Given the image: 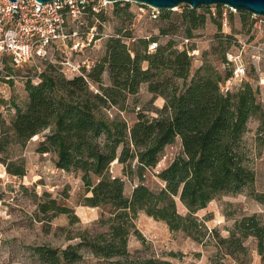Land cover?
<instances>
[{
	"label": "trees",
	"instance_id": "1",
	"mask_svg": "<svg viewBox=\"0 0 264 264\" xmlns=\"http://www.w3.org/2000/svg\"><path fill=\"white\" fill-rule=\"evenodd\" d=\"M181 5L177 12H162L166 21L160 25L161 34L182 26L180 42L173 37L157 42V36L135 37L128 29L123 33L117 29L107 37L103 55L89 69L83 67L80 73L66 76L59 62L46 60L37 82L32 75L25 80L28 99L23 106H16L8 125L0 112V151H6L13 141L24 144L42 133L36 151L51 152L57 167L80 172L85 188L83 203L100 207V223L107 224L103 231L83 230L78 234L80 240L64 248L36 246L44 263L71 264L86 247L98 257H113L115 264H177L144 256L139 249L134 253L128 250V235L136 230L137 212L143 210L165 221L170 229L199 239L205 230L196 211L219 194L239 192L254 182L243 133L251 116L264 123V106L247 80L236 90L227 87L224 91L221 83L230 72L222 74L207 58L191 69L188 49L194 46L187 43L193 31L205 23L207 9ZM119 8L131 16L128 2ZM152 41H156L155 48L148 50ZM225 43L219 40L214 50L219 48L221 62L230 63ZM103 72L108 82H104ZM142 84L153 98L159 96L163 101L155 108V115L138 111L129 123L119 113ZM111 108L119 113L113 115ZM176 139L180 151L157 173L163 185L153 189L139 182L126 195L124 179L111 173V162L130 166L135 160L141 177L146 167L157 164L163 148ZM1 161L6 171L24 173L22 167L11 166L5 158ZM177 201L185 207L184 213L178 211ZM69 211L68 206L58 204V212L69 213L73 221L76 214ZM236 224L242 236L258 238V250L263 253L264 226L256 214L244 215ZM218 237L241 245L234 231ZM138 238L144 240L139 233Z\"/></svg>",
	"mask_w": 264,
	"mask_h": 264
},
{
	"label": "rangeland",
	"instance_id": "2",
	"mask_svg": "<svg viewBox=\"0 0 264 264\" xmlns=\"http://www.w3.org/2000/svg\"><path fill=\"white\" fill-rule=\"evenodd\" d=\"M126 2L131 16L119 8ZM203 6L207 9L205 23L193 31L194 35L187 43L188 47L193 45L198 50L191 57V69L207 58L218 66L222 74L230 72V76L221 83L224 91L226 87L236 90L247 80L255 91L256 99L264 106V15L225 4ZM181 9V4L176 5L172 13ZM164 11L169 9L158 8L157 16L153 17L148 7L144 6L140 10L138 3L133 0H107L96 14L88 12L82 24L73 26L77 33L67 41L78 39L80 45L76 50H70L58 41L49 47L52 62L58 64V60L64 56L71 60L84 57L92 61L99 59L104 53L107 37L116 33L117 29L120 33L128 29L135 37L157 36V42H164L169 37L180 42L182 26L167 34L160 33V25L166 21L161 17ZM87 36H91L89 41ZM81 40H85L83 45ZM219 40H224V43L228 41L225 43V52L226 58H232L230 63L221 62L218 58L219 48L214 50ZM203 51H206L205 54ZM3 58L0 61V112L4 123L8 125L16 106H23L28 99L25 80L35 75V64L42 68L48 59L37 58L15 65L11 64L9 57ZM58 65L63 67L62 64ZM103 80L108 82L104 72ZM161 100L160 97L153 98L145 84H142L138 93L127 99L125 110L119 113L117 109L111 108L110 111L113 115L119 113L132 123L138 111L155 115V108L160 107ZM41 135L32 136L24 144L13 141L6 151H0V264H47L39 258L36 246L64 248L80 240L78 234L85 229L92 233L107 228V224L100 223V207L83 203L85 188L80 172L57 167L51 152L36 151ZM243 143L248 162L255 172V180L239 192L219 194L196 211L204 222L203 236L195 239L180 229H170L165 221L139 210L134 218L136 230L128 235V250L134 253L139 249V253L144 256L165 258L177 264H264V251L260 253L258 250V238L254 235L242 236L236 224V220L242 216L256 214L264 226V123L255 116L249 117L247 121ZM180 148L178 139L167 144L157 164L146 167L141 177L136 172L135 160H131L130 166L114 160L110 171L124 179L123 190L126 195L139 182L156 189L163 185L157 173ZM2 158L11 166L22 167L24 173L6 171ZM124 171H127L126 174ZM58 204L71 208L69 212L76 214L73 221L69 213L58 212ZM177 209L182 213L186 211L179 201ZM231 231L241 242L240 246L219 240L218 236H229ZM138 233L144 238L143 241L138 238ZM71 264L115 263L113 257L101 258L82 247L81 256Z\"/></svg>",
	"mask_w": 264,
	"mask_h": 264
},
{
	"label": "built area",
	"instance_id": "3",
	"mask_svg": "<svg viewBox=\"0 0 264 264\" xmlns=\"http://www.w3.org/2000/svg\"><path fill=\"white\" fill-rule=\"evenodd\" d=\"M106 1L0 0V58L7 56L15 65L35 61L37 58L52 61L49 47L54 46L57 41L65 44V47L70 50H76L80 41L78 39L67 41L71 35L77 33L73 26L82 24L88 12H98L102 9ZM146 6L149 8V14L156 17L158 8ZM143 7L140 5L139 9L142 10ZM88 34L92 35L91 32ZM90 39L91 36H87V41ZM187 40L188 38L184 39V41ZM81 41L83 45L85 40ZM155 45L156 41L150 42L148 50L154 49ZM188 53L194 55L198 53V50L191 48L188 49ZM59 63L64 67L61 68L63 73L73 76L80 73L83 67L89 69L93 61L87 57L71 60L70 57L64 56ZM35 67L36 74L32 79L37 82L41 68L36 64ZM238 69L239 67L235 73Z\"/></svg>",
	"mask_w": 264,
	"mask_h": 264
},
{
	"label": "water",
	"instance_id": "4",
	"mask_svg": "<svg viewBox=\"0 0 264 264\" xmlns=\"http://www.w3.org/2000/svg\"><path fill=\"white\" fill-rule=\"evenodd\" d=\"M12 1V0H10ZM41 2L49 0H38ZM117 1V0H110ZM139 4L150 5L157 8L173 9L179 4H188L191 7L209 4H225L236 9L246 10L255 14L264 15V0H133Z\"/></svg>",
	"mask_w": 264,
	"mask_h": 264
},
{
	"label": "crops",
	"instance_id": "5",
	"mask_svg": "<svg viewBox=\"0 0 264 264\" xmlns=\"http://www.w3.org/2000/svg\"><path fill=\"white\" fill-rule=\"evenodd\" d=\"M159 97V96H158ZM161 98V97H160ZM162 99V98H161ZM161 101H163V100H161Z\"/></svg>",
	"mask_w": 264,
	"mask_h": 264
}]
</instances>
